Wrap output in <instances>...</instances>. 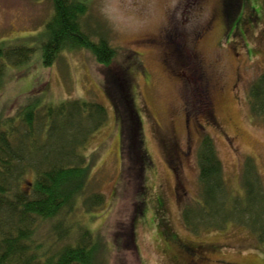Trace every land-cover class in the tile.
<instances>
[{"label":"rangeland","instance_id":"374dc122","mask_svg":"<svg viewBox=\"0 0 264 264\" xmlns=\"http://www.w3.org/2000/svg\"><path fill=\"white\" fill-rule=\"evenodd\" d=\"M98 2L91 0L84 23L115 48L113 62L102 63L87 49H63L46 68L37 49L31 60L9 65L0 78V122H9L37 99H42L41 107L81 100L107 108V121L83 149L90 177L65 224L87 228L101 239L109 249L108 264H195L176 236L188 245L210 246L200 264H264V246L244 225L231 222L224 230H192L183 218L184 209L200 199L197 152L203 135L213 137L224 178L237 196L245 194L242 173L247 159H253L264 183V116L252 114L248 95L264 74V0H160L161 20L150 30L141 28L132 9H107L120 31L100 19ZM127 2L135 6L137 0ZM252 4L258 15L241 33L231 34L234 21L248 14ZM53 13L51 0H0V45L41 47ZM122 67L130 73L129 92L143 121L147 157L142 215L137 209L144 199L131 181L137 169L128 168L123 124L106 89L108 74L119 75ZM83 121L87 128L90 121ZM34 181V170L29 169L20 189L29 193ZM96 194L104 197L103 205L89 208L81 201ZM159 196L166 201L163 216ZM132 223L136 248L118 251L117 231L124 233ZM49 228L42 223L43 233ZM176 255L182 257L176 261Z\"/></svg>","mask_w":264,"mask_h":264},{"label":"trees","instance_id":"16d2710c","mask_svg":"<svg viewBox=\"0 0 264 264\" xmlns=\"http://www.w3.org/2000/svg\"><path fill=\"white\" fill-rule=\"evenodd\" d=\"M51 2L54 13L42 33L41 47L0 45V78L8 72L9 65H22L31 60L37 49L42 52L46 68L54 64L63 49H87L98 61L113 62L115 48L104 35L89 31L84 23L91 0ZM258 13L256 5L252 4L248 14L234 21L231 34L236 30L241 33ZM122 68L123 73L120 71L119 75L108 74L106 89L116 117L123 124L128 168L137 169L131 181L137 183V194L144 199L137 209L142 215L147 157L143 121L129 92L130 73ZM248 95L252 114L264 116V74L253 82ZM30 103L33 104L22 107L9 122H0V264H108L109 249L101 239L87 228L75 229L65 224L90 177V165L84 164L83 149L92 133L107 121V108L98 102L81 100L45 107H41L42 99ZM83 120L90 121L87 128L86 124L82 126ZM197 160L200 199L194 207L184 209L187 225L192 230H224L229 223L236 222L250 229L264 246V183L253 159L243 164V196H237L229 188L212 136H202ZM29 169L34 170L35 181L27 193L20 189V184ZM81 201L91 208L103 205L105 199L96 194ZM44 222L50 227L46 233L41 231ZM133 228L132 223L122 233L123 237L117 231L120 234L115 240L118 251L124 246H128V250L136 248Z\"/></svg>","mask_w":264,"mask_h":264},{"label":"clouds","instance_id":"9594fccd","mask_svg":"<svg viewBox=\"0 0 264 264\" xmlns=\"http://www.w3.org/2000/svg\"><path fill=\"white\" fill-rule=\"evenodd\" d=\"M118 8L121 11L132 9L139 16V23L142 29L150 30L160 23L163 5L160 0H137L135 6L127 0H116L113 4H106L104 0H99L97 4L100 19L109 25L113 30L120 31L121 27L117 19L111 16L107 9Z\"/></svg>","mask_w":264,"mask_h":264},{"label":"flooded vegetation","instance_id":"af4514ba","mask_svg":"<svg viewBox=\"0 0 264 264\" xmlns=\"http://www.w3.org/2000/svg\"><path fill=\"white\" fill-rule=\"evenodd\" d=\"M178 155L176 157L173 158V160L177 159ZM177 163L179 164V166H181L182 164V159L180 160V158H178ZM177 177V176H176ZM174 194L177 196V190H176V186L174 188ZM157 202H158V212L163 216L164 214H166V201L165 198L163 197H158L157 198ZM177 244L182 248V252H184L185 254H190L193 258V261L195 262V264H200L203 262V260L206 259V252H208L210 250V246L204 247L203 245H188L185 242H182L179 240V238L176 236L175 238ZM182 256L181 255H176L174 256V260H179Z\"/></svg>","mask_w":264,"mask_h":264}]
</instances>
